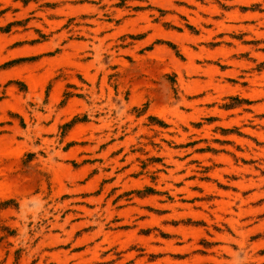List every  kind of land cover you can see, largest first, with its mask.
Returning <instances> with one entry per match:
<instances>
[{"label": "rangeland", "instance_id": "rangeland-1", "mask_svg": "<svg viewBox=\"0 0 264 264\" xmlns=\"http://www.w3.org/2000/svg\"><path fill=\"white\" fill-rule=\"evenodd\" d=\"M0 264H264V0H0Z\"/></svg>", "mask_w": 264, "mask_h": 264}, {"label": "trees", "instance_id": "trees-1", "mask_svg": "<svg viewBox=\"0 0 264 264\" xmlns=\"http://www.w3.org/2000/svg\"><path fill=\"white\" fill-rule=\"evenodd\" d=\"M236 100V99H235ZM236 105H229L228 108H234Z\"/></svg>", "mask_w": 264, "mask_h": 264}, {"label": "bare ground", "instance_id": "bare-ground-1", "mask_svg": "<svg viewBox=\"0 0 264 264\" xmlns=\"http://www.w3.org/2000/svg\"><path fill=\"white\" fill-rule=\"evenodd\" d=\"M162 34V33H161Z\"/></svg>", "mask_w": 264, "mask_h": 264}]
</instances>
